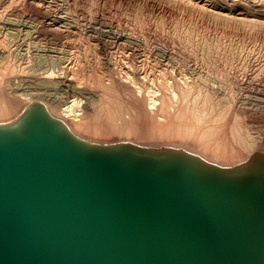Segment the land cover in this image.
I'll use <instances>...</instances> for the list:
<instances>
[{
    "label": "water",
    "instance_id": "1",
    "mask_svg": "<svg viewBox=\"0 0 264 264\" xmlns=\"http://www.w3.org/2000/svg\"><path fill=\"white\" fill-rule=\"evenodd\" d=\"M0 264H264V149L90 140L33 100L0 120Z\"/></svg>",
    "mask_w": 264,
    "mask_h": 264
},
{
    "label": "rangeland",
    "instance_id": "2",
    "mask_svg": "<svg viewBox=\"0 0 264 264\" xmlns=\"http://www.w3.org/2000/svg\"><path fill=\"white\" fill-rule=\"evenodd\" d=\"M0 86L4 105L19 92L59 106L91 96L85 118L115 96L131 116V140H179L237 162L249 148L234 123L264 144V0H0ZM74 86L85 92L74 95Z\"/></svg>",
    "mask_w": 264,
    "mask_h": 264
},
{
    "label": "bare ground",
    "instance_id": "3",
    "mask_svg": "<svg viewBox=\"0 0 264 264\" xmlns=\"http://www.w3.org/2000/svg\"><path fill=\"white\" fill-rule=\"evenodd\" d=\"M55 18V17H54ZM53 20V19H52ZM54 21V20H53ZM51 68V67H49ZM54 68V67H53ZM66 68V67H65ZM41 69V68H40ZM47 69V68H46ZM45 68L42 70H45L47 74V76H51L55 74L56 71L54 70H51V71H47ZM58 69V68H57ZM55 69V70H57ZM61 69V67H60ZM59 69V70H60ZM41 70V71H42ZM62 70V69H61ZM67 72V71H66ZM69 72V71H68ZM40 73V72H39ZM65 73V71L63 72ZM42 74V73H41ZM58 74V73H57ZM128 74V73H127ZM46 76V77H47ZM55 76V75H54ZM125 76V74L123 75ZM62 77V76H61ZM130 78H132V82H134L136 85H137V88L141 91V89L143 87H141L137 81L131 77V76H127ZM112 78V77H111ZM110 77H108V80L111 79ZM126 78V76H125ZM128 80V79H126ZM130 81V80H128ZM29 82V81H28ZM45 83V82H44ZM50 84V82H48ZM47 84V82H46ZM45 84V86H47ZM52 84V83H51ZM72 84V83H71ZM75 84V83H74ZM108 84V83H107ZM131 84V83H130ZM42 85V84H41ZM2 86V85H1ZM0 86V90H2ZM39 86V85H37ZM49 86V85H48ZM25 87V86H24ZM41 87V86H40ZM80 87V86H79ZM79 87L77 88V86H74V95L75 94H80V93H84L82 90L83 88H81L82 90L79 89ZM29 88V87H28ZM35 88V87H34ZM32 88V89H34ZM43 88V87H42ZM45 88V87H44ZM51 88V87H50ZM72 88V89H73ZM114 88V87H113ZM27 89V88H26ZM54 89V88H53ZM52 89V90H53ZM152 89V88H150ZM157 89V88H156ZM155 89V90H156ZM14 90V89H12ZM28 90V89H27ZM36 90V88H35ZM42 90V89H40ZM50 90V89H49ZM11 91V90H10ZM23 91V90H21ZM32 91V90H30ZM65 91V90H64ZM72 91V92H73ZM19 92V91H17ZM24 92V91H23ZM43 92V91H42ZM52 92V91H50ZM63 92V91H62ZM87 92V91H86ZM149 92V99H148V103H147V106H148V110L150 111L151 109H153V107L156 105L157 103V97L155 94L158 93V91H154L153 90H150L148 91ZM174 92V91H173ZM172 92V93H173ZM10 93V92H8ZM21 92H19V99L18 101H13V100H10V99H7V104L4 105L2 101H0V117L1 118H7V119H11L10 118V115L12 113H14L16 110H17V106H19V102H22L24 103L25 102V105L33 100H41V96L39 95V93H35V92H30V93H22L20 94ZM55 93V92H54ZM61 93V92H60ZM65 93V92H64ZM63 93V95H64ZM12 94V93H11ZM48 94V93H47ZM56 95V93H55ZM73 95V94H71ZM70 95V96H71ZM85 95V94H84ZM175 95V94H173ZM66 96V95H64ZM93 96V95H92ZM95 96V95H94ZM93 96V97H94ZM50 97V96H49ZM60 97V96H59ZM83 97V96H82ZM112 97V100L109 102V104H104V105H101L97 108H95L94 110V113L92 114L91 117L89 118H85V116L83 115L84 113V110L85 108H92L91 105L94 104V99L92 100L91 96L90 98L87 100V103H86V107H82V101H86V100H82L81 97H73L71 99L70 97V100L68 101V103L64 106H59L57 104H60L58 103V100H52L51 103H47L43 100V102H45V104L47 105V107L49 108V110L51 111L52 114H54L55 116L59 117V118H62L63 120H65L69 126L73 129V131H75L77 134H79L80 136L82 137H85L87 139H90V140H95V141H116V140H131L129 137H131V135L134 133V128L133 126L130 124V121H131V116L127 113L128 111L126 110V108L124 107V105L121 103L120 100L118 99H115V96H111ZM175 97V96H174ZM177 97V96H176ZM52 98V97H51ZM55 98V97H54ZM57 98V97H56ZM55 98V99H56ZM85 98V97H83ZM96 99V97H94ZM63 99V98H62ZM213 99V98H212ZM60 100V98H59ZM97 100V99H96ZM103 100V99H102ZM55 101H57L56 103L57 104H52V103H55ZM64 102V101H63ZM210 103V102H209ZM85 105V104H84ZM168 105V104H167ZM169 107V106H168ZM24 108V107H23ZM22 108V109H23ZM21 109V110H22ZM164 109V108H163ZM207 111V108H204V109H201L199 111L196 112L197 114V117L200 119H204V114L205 112ZM200 116V117H199ZM224 115H220L218 117V119H221ZM135 118V117H134ZM6 119V120H7ZM138 126V125H137ZM232 132L235 134V136L237 138H240V141L242 143V145L244 146H248L249 148V151L248 153L244 156V159L242 160H239L237 162H232L231 163H228V162H224L223 160H221V162H217L215 160H213V157L206 154V153H201L199 152V150L197 149H194L193 145H191L190 143H185L186 146L183 145V142L181 143L179 140V142L177 141H174L173 143H170V142H165V143H160V142H155L153 144H173V145H177V146H184V147H187L188 145L191 146V147H187L188 149L192 150V151H195L199 154H201L202 156H204L205 158L211 160V161H214V162H217V163H220V164H225V165H230V164H234V163H238V162H241V161H244L246 160L250 155L251 153H253L255 150H258V149H264V144L261 142V140H254L253 142H249L247 139H245L243 136H242V132H241V127H240V124L239 122L237 123H234L233 124V127H232ZM90 133V134H89ZM89 134V135H88ZM93 135L92 137L90 135ZM112 134H120L121 136H125L123 139H119V138H116L115 139H110V138H107V137H104L106 135H112ZM205 134V133H204ZM232 135V134H231ZM106 138L105 140H100V138ZM115 137V136H114ZM256 138V137H255ZM133 140V139H132ZM133 141H136V142H139V143H143L142 140H139V139H134ZM149 143H152V142H149ZM193 148V149H192ZM240 159V158H239ZM227 160V159H226Z\"/></svg>",
    "mask_w": 264,
    "mask_h": 264
}]
</instances>
